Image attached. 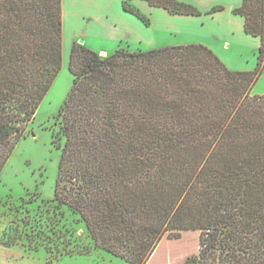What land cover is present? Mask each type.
<instances>
[{
  "label": "trees",
  "instance_id": "1",
  "mask_svg": "<svg viewBox=\"0 0 264 264\" xmlns=\"http://www.w3.org/2000/svg\"><path fill=\"white\" fill-rule=\"evenodd\" d=\"M131 1L124 8L142 17ZM234 12L261 40L254 70L228 68L202 43L106 56L73 44L55 199L96 248L146 264L165 235L195 230V264H264V94L252 93L264 70V0ZM63 18V0H0V177L63 66Z\"/></svg>",
  "mask_w": 264,
  "mask_h": 264
},
{
  "label": "rangeland",
  "instance_id": "2",
  "mask_svg": "<svg viewBox=\"0 0 264 264\" xmlns=\"http://www.w3.org/2000/svg\"><path fill=\"white\" fill-rule=\"evenodd\" d=\"M140 1L130 4L142 17L126 10L122 0H63V66L0 177V264H129L96 248L80 216L55 199L64 145L59 112L73 86L69 58L74 43L83 40L88 46V41L108 55L116 46L147 50L206 41L225 60L254 66L258 47L253 42L239 49L234 36L222 45L227 37L219 30L218 14L166 19L159 14L166 13L162 9L143 10ZM257 91L263 94L264 82ZM199 249L198 231L165 235L146 264H195Z\"/></svg>",
  "mask_w": 264,
  "mask_h": 264
},
{
  "label": "crops",
  "instance_id": "3",
  "mask_svg": "<svg viewBox=\"0 0 264 264\" xmlns=\"http://www.w3.org/2000/svg\"><path fill=\"white\" fill-rule=\"evenodd\" d=\"M180 1H182L184 3H188V4L194 5L201 12H206V13L210 12V14L213 15L211 17L212 19L214 18V15H216V14H218V16L221 17L220 22H219V30H222V33H223L222 36L227 37V38H224V40H223V43H222L223 46L225 44H227V43H231L230 39H232L235 36V38L239 39L238 41L236 40L237 42H235L236 46L239 49L241 48L240 46L245 48L244 45H247L248 43L253 42V44H255L258 47V53H259V47H260V44H261L260 38L257 37V36H253L251 34H248L245 31V28H244L245 17L240 15V14H236L234 12L235 8H238V7H240L242 5L243 0H180ZM139 6H141L143 10H147L148 8H150V9L151 8H153V9L160 8L166 13H159V14L160 15H164L166 17V19H185V20H188V19H193V18H195V16H197V15H186V14H174V13H171L170 11H168L165 8L151 6L145 0H141L139 2ZM215 6H223V8L211 13V10ZM63 10H64V5H63ZM63 15H64V13H63ZM193 43H202V44H205L206 46H208L209 48H211L217 54V56L228 67H230L233 70L250 71V70H254L257 67L258 57H257L253 67L249 66V67L245 68V67H242L240 61L237 60V59L236 60H229L228 58H226V60H225V58H223L225 56H222L221 54H219L215 50L213 45L211 43H209V42L200 41V42H193ZM86 44L88 45L89 48H91V49H93L95 51H98V49L95 48L90 42L86 41ZM141 45H142V43H141ZM182 45H186V44H182ZM230 46H231V44L228 45V47H230ZM117 47L118 46H116V48ZM220 47L222 49H224V47H222V46H220ZM115 49L109 50L107 52L112 54L111 52L115 51ZM241 55H243V52H241ZM247 62L249 63L248 59H247ZM262 82H264V70L261 73V75H260L258 81L256 82V84L253 86V89H252L253 94H260V93H258L259 91H257V93H256V89H257V86H260V84H262ZM261 93L264 94V92H261Z\"/></svg>",
  "mask_w": 264,
  "mask_h": 264
},
{
  "label": "water",
  "instance_id": "4",
  "mask_svg": "<svg viewBox=\"0 0 264 264\" xmlns=\"http://www.w3.org/2000/svg\"><path fill=\"white\" fill-rule=\"evenodd\" d=\"M83 42H84L83 40L80 41L81 44H83ZM100 55L101 56H106V52H102Z\"/></svg>",
  "mask_w": 264,
  "mask_h": 264
}]
</instances>
